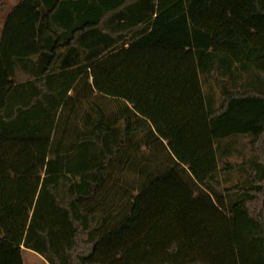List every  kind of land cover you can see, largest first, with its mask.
<instances>
[{"label":"trees","instance_id":"obj_1","mask_svg":"<svg viewBox=\"0 0 264 264\" xmlns=\"http://www.w3.org/2000/svg\"><path fill=\"white\" fill-rule=\"evenodd\" d=\"M264 264V0H21L0 38V264Z\"/></svg>","mask_w":264,"mask_h":264},{"label":"rangeland","instance_id":"obj_2","mask_svg":"<svg viewBox=\"0 0 264 264\" xmlns=\"http://www.w3.org/2000/svg\"><path fill=\"white\" fill-rule=\"evenodd\" d=\"M5 6V7H4ZM12 6L10 0H0V10H3L1 13L2 16L5 14L9 7ZM21 257L23 264H46L45 261L36 253L23 249L21 251Z\"/></svg>","mask_w":264,"mask_h":264},{"label":"crops","instance_id":"obj_3","mask_svg":"<svg viewBox=\"0 0 264 264\" xmlns=\"http://www.w3.org/2000/svg\"><path fill=\"white\" fill-rule=\"evenodd\" d=\"M20 1L21 0H10V2L12 3V6L9 7L6 12H4L5 14L3 16H2L1 13L3 12L4 9L0 10V38H1L3 27H4V23H5V20H6V16L13 10V8L15 6H17L19 4Z\"/></svg>","mask_w":264,"mask_h":264}]
</instances>
